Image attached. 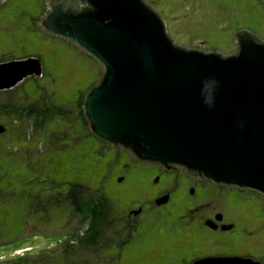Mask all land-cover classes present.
<instances>
[{
    "label": "water",
    "instance_id": "obj_1",
    "mask_svg": "<svg viewBox=\"0 0 264 264\" xmlns=\"http://www.w3.org/2000/svg\"><path fill=\"white\" fill-rule=\"evenodd\" d=\"M38 26L103 67L83 104L99 140L144 163L264 194V42L252 32H236L229 56L183 49L144 0H46ZM42 74L37 58L0 63V91Z\"/></svg>",
    "mask_w": 264,
    "mask_h": 264
},
{
    "label": "rangeland",
    "instance_id": "obj_2",
    "mask_svg": "<svg viewBox=\"0 0 264 264\" xmlns=\"http://www.w3.org/2000/svg\"><path fill=\"white\" fill-rule=\"evenodd\" d=\"M44 1L0 0V63L40 59L42 76L25 80L10 95L25 105L59 101L70 110L97 85L103 67L77 45L34 26ZM144 1L164 18L170 38L180 48L229 56L235 52L239 29L264 42L263 0ZM37 40L39 46L31 43ZM5 121L0 123L12 130L2 139L9 144L0 151V264H182L189 256L186 250L183 256L175 244L183 234L179 207L173 208L172 220L161 233L135 237L120 250L126 237L118 214L157 180L153 173L148 178L146 173L133 172L120 185L124 165L131 160L128 154L123 152L116 160L111 145L70 118L49 119L40 132L23 120L20 133L26 139L16 134L19 125ZM80 187L103 193L113 204V224L104 238L118 240L112 246L101 242L96 250L83 251L75 243L85 225L65 198ZM58 192L60 207L52 204L48 211H36L38 197L54 199ZM176 202L183 204V191Z\"/></svg>",
    "mask_w": 264,
    "mask_h": 264
},
{
    "label": "flooded vegetation",
    "instance_id": "obj_3",
    "mask_svg": "<svg viewBox=\"0 0 264 264\" xmlns=\"http://www.w3.org/2000/svg\"><path fill=\"white\" fill-rule=\"evenodd\" d=\"M44 9L39 19H36L37 28L40 31L42 29L38 23L46 12V0ZM241 30L245 29L237 31ZM31 43L36 46L40 45L38 40ZM236 51L237 47L234 53ZM33 78L36 79V77ZM58 102L41 101L42 106H40L42 108H45V105L65 108ZM27 104L34 108L39 103ZM67 113L69 115L65 116V119L70 118L71 121L79 122L77 105ZM56 117L60 116H52L51 119ZM0 126L5 129L0 134L1 151L5 145L9 144L2 139L10 134L12 126L8 127L7 124L1 123ZM113 148L116 160L122 156L123 152L131 159L130 163L124 165V176L119 181L120 185L124 184L133 172L146 173L148 178L153 173L157 178L155 184L143 190L141 196L131 199L123 212L118 214L121 234H125V237H140V239L150 232H152L151 235L159 234L162 228L172 220L173 208L179 207L182 211L180 220L183 225V234L176 239L178 242L175 244L183 256L184 250L186 254L189 253V256L181 260L182 264H195L210 259L252 260L255 263L264 264L263 193L236 186H219L207 178L203 180L200 177L189 175L185 168L174 166L172 168L176 171H169L160 165L141 162L133 154L121 148ZM182 191L184 202L179 205L176 199ZM130 243L132 242L125 243L121 250L124 251Z\"/></svg>",
    "mask_w": 264,
    "mask_h": 264
},
{
    "label": "trees",
    "instance_id": "obj_4",
    "mask_svg": "<svg viewBox=\"0 0 264 264\" xmlns=\"http://www.w3.org/2000/svg\"><path fill=\"white\" fill-rule=\"evenodd\" d=\"M40 10L41 14L39 17L45 10L44 4L41 6ZM36 24L37 23L35 19V27H37ZM16 91L17 88L2 91L4 94L0 92V119H2L0 122L6 123L5 119H12V121H14L13 123H15V126L19 125L15 129L17 135L22 130L19 122H22L23 120L30 121L32 129L40 132L48 125V120L51 119L52 116H60L65 118V116L69 115L67 113L69 110H66L64 107L54 108L52 106L45 105V108H42L41 104H36L37 106L32 108V106H29V104L25 105L23 103H18L16 98L10 95L12 92ZM85 96L86 95H82L77 104L79 108V121L82 124L81 126L84 127L85 130L89 132V134L99 140V138L90 132L88 123L84 117L83 104ZM39 106L40 108H38ZM21 134L22 133H20V136ZM22 136L25 139L27 138L25 133ZM100 141L103 142L102 140ZM104 143L107 144L106 142ZM7 153L10 154V150H8ZM59 193L60 192L56 193L54 199L43 200L38 197V202L36 205L40 208L36 211H48L52 204H59L58 207H60L62 198L60 197ZM65 200L72 205V210L77 212L85 225V230H83V232L80 231L81 235L79 234L75 237V243L78 245V248L83 249V251H88L90 249L96 250L101 242L108 244V246H112L115 241L118 242V240L112 241L108 237L106 238V241H104L106 234H108V232L111 230L110 227L111 224H113L111 218L115 211L113 210V204L103 193L99 191L94 194L88 193L85 188L80 187L79 191L77 189L76 192L70 194V196L65 198ZM119 227L121 229L120 224ZM133 238L135 237L126 236L125 241L120 244V250L125 243L132 242ZM67 253L69 254L70 251H67Z\"/></svg>",
    "mask_w": 264,
    "mask_h": 264
},
{
    "label": "clouds",
    "instance_id": "obj_5",
    "mask_svg": "<svg viewBox=\"0 0 264 264\" xmlns=\"http://www.w3.org/2000/svg\"><path fill=\"white\" fill-rule=\"evenodd\" d=\"M205 103H207V104L211 107V105H212V99H211V96L206 97V99H205Z\"/></svg>",
    "mask_w": 264,
    "mask_h": 264
}]
</instances>
